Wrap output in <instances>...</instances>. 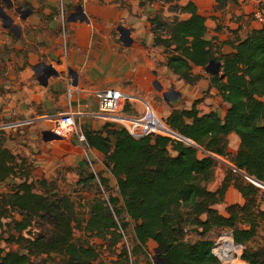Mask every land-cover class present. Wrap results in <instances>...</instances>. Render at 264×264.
<instances>
[{
    "label": "trees",
    "instance_id": "obj_1",
    "mask_svg": "<svg viewBox=\"0 0 264 264\" xmlns=\"http://www.w3.org/2000/svg\"><path fill=\"white\" fill-rule=\"evenodd\" d=\"M217 1L224 7L227 0ZM181 10L189 17L151 20L154 45L165 49L166 66L188 83L205 77L194 71L195 66L220 63L219 72L209 73V79L210 87L230 105L225 117L216 110L202 114L200 100L191 108L174 109L167 125L194 144L159 134L138 138L117 122H106L98 131L83 127L88 146L103 153L118 187L109 199L99 194L91 200L88 218H80L71 198L49 187L46 179L29 182L26 158L0 139V183L17 175L24 178L11 192L0 195V225L2 219L11 218L5 240L18 245L6 251L0 244V264H33L32 256L50 258L52 253L62 256V264H108L97 245L75 237L76 226L89 237L107 239L109 249L130 238L133 246L123 243L110 264L142 260L158 264L160 258L166 264H224L209 238L217 229L232 231L235 243L244 247L241 259L246 263L264 264V241L251 245L264 222L263 198L260 188L245 178L264 182V23L245 38L225 41L232 51L217 55L219 48L214 50L207 38V17L191 0ZM232 133L240 138L235 153L228 148ZM220 157L229 158L233 167L212 191L208 185ZM100 182L108 187L107 176H101ZM38 185L45 192H39ZM232 185L245 203L228 206L225 216L215 205L224 202ZM35 225L38 231L26 236L25 231ZM149 240L160 249L156 260L148 258Z\"/></svg>",
    "mask_w": 264,
    "mask_h": 264
},
{
    "label": "crops",
    "instance_id": "obj_2",
    "mask_svg": "<svg viewBox=\"0 0 264 264\" xmlns=\"http://www.w3.org/2000/svg\"><path fill=\"white\" fill-rule=\"evenodd\" d=\"M9 1L14 7L22 8L25 3L28 5L24 7L19 24H15L13 19H3L4 27H9L12 23L15 25L12 30L16 31L14 34L18 42H23L19 47L41 48V53H38L36 48L27 53L23 50L25 58L17 67L20 71L16 75L18 80L16 79L15 89L9 93V104L3 107V110L7 107V110H17L14 113L24 121L18 125H29L35 120L42 127L43 135L45 131H53L60 116L73 113L79 126L84 124V128L101 130L109 121L93 114L98 111V93L107 88H118L135 96V100L119 106V112L132 118L145 116L146 103L156 106L158 116L165 121L174 109L192 107L172 108L169 104L164 105L163 101H169L165 93L158 97L163 85L172 87L169 76L171 70L163 64L165 59L154 45L153 26L148 20L150 7L147 0H62L61 8L58 6L59 0ZM191 1L198 6L199 12L206 16L198 0ZM210 1L219 5L217 0ZM42 5L46 7L42 9ZM10 6L7 3V7ZM225 7L226 13L223 14L226 16L206 21L207 38L213 42L214 50L219 48L217 55L232 51L229 45L224 44L225 41L245 38L251 30L261 28L264 23V0H227ZM62 8L63 16L64 10H67L68 14L66 25L62 24L56 15L57 9ZM79 9L82 10V16L72 18ZM21 36L23 40L20 39ZM162 64L165 68H162ZM172 73L178 76L180 81H185L178 74ZM204 78L201 81H204ZM211 90L218 92L213 87ZM190 95L193 102L197 96ZM177 97L180 99V92L175 98ZM224 105L225 111L220 113L222 118L230 106L225 101ZM125 106H128L127 110ZM209 112L211 110L202 114ZM30 120L32 121L29 122ZM48 120L54 124L52 127L48 125ZM229 137L240 142L235 133ZM59 139L63 140L55 144V149H74L76 153L82 148L88 149L94 158L104 162L103 153L98 149L81 146L77 141L74 145L73 140L67 136H60ZM109 171L108 177L112 174L110 169ZM224 178L225 175L219 178L217 186L209 183V189L217 190ZM235 203L243 205L245 198L232 185L226 192L224 202L216 204L215 208L228 216L227 207ZM263 226L264 223L261 228ZM147 246H153L156 250L157 243L149 240Z\"/></svg>",
    "mask_w": 264,
    "mask_h": 264
},
{
    "label": "rangeland",
    "instance_id": "obj_3",
    "mask_svg": "<svg viewBox=\"0 0 264 264\" xmlns=\"http://www.w3.org/2000/svg\"><path fill=\"white\" fill-rule=\"evenodd\" d=\"M188 1L189 0H147V4L150 7V10L148 11V20L151 22V20L156 16H161L162 20L167 22H171L176 18H188L189 14L183 13L181 10V7L187 4ZM198 2L200 8L204 10L209 22L211 20H216L218 18L220 19L223 16H226L223 13H226L225 8L227 7L224 6L225 8H222L220 5L214 4V1L210 0H198ZM62 4L63 1L59 0L58 6H60V8ZM27 5L28 4L25 3L24 7H27ZM2 7L5 12L13 19V22L15 21V24L20 23L21 14L23 15V12L18 11L16 8L21 7H14L12 5L10 8H8L6 4L2 2L0 4V12H2ZM24 7H22L21 10H25ZM44 7H46V5H42V9H44ZM62 10L63 8L61 10L57 9V19H59L62 24L66 25L68 16L67 10H64V16L62 14ZM3 19L4 18L0 16V139L2 140L4 146L8 147L13 153L17 154L21 158H26L28 169L26 168L25 170L30 171L29 182H37L41 179H46L49 183V187H53V189L56 188L60 193L71 198L80 218H88L89 203L91 200H93L96 196H99V194H102L104 199H109L110 195L116 194L118 189L117 180L112 174L108 177L107 174L110 172L109 169L105 166L104 162H100L94 158L88 149L84 150L82 148L77 153L74 151V149L59 147L58 149L57 147L55 149V144H59L63 139L44 141L41 132L42 127L37 121L30 120L29 122L32 121L33 123L31 122V124L25 126L22 123L23 126H21L18 125L19 122L24 121L22 117L14 113V111L17 112L15 108L7 110V107L5 109L6 111L3 110V107L7 106L10 102L9 93H11L12 89H15L16 79L18 80L16 75H18L20 71L17 69V67L22 64L25 58L23 55V50H25L27 53L36 48L37 52L41 53V48H37L36 46H33V48L26 47V49L19 47V44L21 45L23 42H18V38H16L14 34L16 31L14 32L12 30L15 29V25L12 23V25H8L9 27L5 28L3 25ZM60 32H62V29ZM20 39L23 40V36H21ZM155 47H157V50L163 55V58L165 59L163 64L166 65L165 62L167 53L165 52V49L161 46ZM164 65L162 68H165ZM194 71L204 74V81L200 80L199 82L193 84L184 83L185 81H180L179 77L173 75V73L170 71L171 74L169 73V76L172 87L163 85L158 97L161 96L160 94L165 93V97L169 101H163L164 105L169 104L172 108L190 107L192 106V103L195 102V100H200L198 104L200 111L207 112L209 110L215 111L216 109V111L219 113H223V111H225V105L221 94L216 91L212 92V87L208 86L210 81V72L206 71L205 68L200 66L196 68L194 67ZM178 92H180V99H178L179 97L175 98ZM190 94H192L194 97L197 96L193 102V97ZM154 108L155 111H157L156 106ZM117 124L122 125L120 122ZM48 125H51L52 127L54 124L51 120H48ZM83 127L84 124L81 126V128ZM72 130L74 131L73 128ZM72 130H68L65 135H62L61 137H70V139L73 140V144L76 145L77 143L75 140V135ZM52 132H54V130ZM239 143L240 142L235 140L233 137H229V151L231 153H235L236 150H238ZM202 152L203 150L199 148L200 157H203ZM79 158H81L80 161ZM68 160H70L72 163ZM220 160L221 163H219L215 168V178L212 181V184L214 183L213 186H217L220 180L219 178L224 177V175L226 176L227 169L233 167V163L229 158L220 157ZM104 175L108 177V187L102 185L100 182L101 176ZM20 176L21 175H17L15 178H9L7 181L0 183V195L11 192L18 183L22 182L24 178H20ZM37 190L41 193L45 192L40 185L37 186ZM261 207L264 209V200L261 201ZM15 217L18 219L21 218L18 214H16ZM1 221L4 224L3 226L0 225L1 246H3L6 251L17 249V244L9 243L5 240L9 234V227L6 226V222L11 221V218H4ZM29 230L32 233H29ZM37 231L38 226L35 225L26 230L25 235L29 237ZM74 233L76 238H85L88 239L92 244L97 245L101 251V258L108 264L116 259V254L121 249L123 243H126L129 248L133 246L128 236H126L122 243H120L114 250V248H108L109 241L107 239L101 237H89L79 226H76ZM258 235L259 236L256 237V239L251 243L252 246H257L263 243L264 226L259 230ZM225 237L232 238V241L235 243L232 231L230 229H217L209 235V238L214 240L215 248L217 249L223 245L222 243ZM148 247L150 251V256H148V258L150 260H156L157 251L153 246ZM243 250L244 247L241 246V252L236 254L238 261L235 264H248L241 259ZM44 258H47V255L42 257L32 256L31 260L33 261V264H62V256L56 253H52L51 257L47 258L46 260H44ZM220 260L224 264H232L230 262L224 261L223 259ZM138 264H145V260H142Z\"/></svg>",
    "mask_w": 264,
    "mask_h": 264
},
{
    "label": "built area",
    "instance_id": "obj_4",
    "mask_svg": "<svg viewBox=\"0 0 264 264\" xmlns=\"http://www.w3.org/2000/svg\"><path fill=\"white\" fill-rule=\"evenodd\" d=\"M135 99V96L129 95L118 88L104 89L98 93V111L94 113L93 116L110 122H120L133 136L138 138L150 134H159L187 141L185 137L172 130L163 118L158 116L155 108L150 103H146L147 113L143 117L132 118L119 112V106H121L122 103ZM70 129L73 131L78 144L85 147L88 146L86 135L82 128L77 124L73 113L60 116L55 122L53 133L58 136H62ZM246 179L260 188L261 196L264 200V182L253 177L251 178V176L248 175H246ZM214 253L222 259L217 252V248H214Z\"/></svg>",
    "mask_w": 264,
    "mask_h": 264
},
{
    "label": "water",
    "instance_id": "obj_5",
    "mask_svg": "<svg viewBox=\"0 0 264 264\" xmlns=\"http://www.w3.org/2000/svg\"><path fill=\"white\" fill-rule=\"evenodd\" d=\"M8 2H9V4L10 5H13V3L11 2V1H9L8 0ZM18 11H21V8H16ZM1 10H2V14H0V16L1 17H3L4 18V20H10V21H12V18L5 12V10L3 9V7L1 8ZM214 67V68H213ZM205 69H206V71H208V72H210V73H217V72H219V69H220V63L219 62H215V61H212L208 66H206L205 67ZM49 75V74H48ZM47 75V76H48ZM60 138V136H58V135H56V134H54L52 131H50V130H48V131H45L44 132V134H43V139H44V141H51V140H53V139H59ZM186 140L188 141V142H190L191 144H194L191 140H189V139H187L186 138ZM252 178V177H251ZM238 246H241L240 244H238V243H236ZM156 251H157V254H159L160 253V249L159 248H157L156 249ZM158 264H166L165 263V261L162 259V258H160L159 260H158Z\"/></svg>",
    "mask_w": 264,
    "mask_h": 264
},
{
    "label": "bare ground",
    "instance_id": "obj_6",
    "mask_svg": "<svg viewBox=\"0 0 264 264\" xmlns=\"http://www.w3.org/2000/svg\"><path fill=\"white\" fill-rule=\"evenodd\" d=\"M222 244L217 249L219 255L224 261L235 264L238 261L236 254L241 252V246L235 244L230 237H225Z\"/></svg>",
    "mask_w": 264,
    "mask_h": 264
},
{
    "label": "flooded vegetation",
    "instance_id": "obj_7",
    "mask_svg": "<svg viewBox=\"0 0 264 264\" xmlns=\"http://www.w3.org/2000/svg\"><path fill=\"white\" fill-rule=\"evenodd\" d=\"M2 2L5 3L6 6H7V3H9L8 0H0V4H1ZM11 6H12V5H11ZM21 11L23 12L24 10H21ZM21 11H20V12H21ZM0 14H2V12H0ZM81 16H82V10L79 9L78 12H76L75 14L72 15V18H75V17L78 18V17H81Z\"/></svg>",
    "mask_w": 264,
    "mask_h": 264
}]
</instances>
